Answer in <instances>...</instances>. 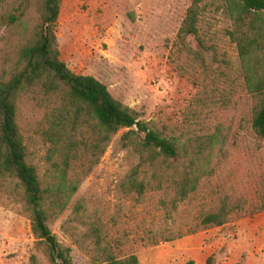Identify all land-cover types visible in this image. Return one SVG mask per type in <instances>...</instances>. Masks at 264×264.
<instances>
[{"label": "rangeland", "instance_id": "374dc122", "mask_svg": "<svg viewBox=\"0 0 264 264\" xmlns=\"http://www.w3.org/2000/svg\"><path fill=\"white\" fill-rule=\"evenodd\" d=\"M192 3L62 0L55 26L60 58L67 66L106 84L115 98L141 114L140 119L153 122L166 135L218 137L213 152L217 178L193 196L194 202L187 205L190 210L181 213L183 216L197 214L194 208L217 182H225L224 189L233 199L238 194L253 198L255 187H260L256 174H264V138L253 132L254 98L245 85L239 52L229 34L232 21L222 0H205L199 4L205 48L194 35H188L182 45L177 32ZM23 9H27L26 25L30 26L37 20V0H0V61L23 32L22 26L8 21V14ZM124 131L113 137L66 210L50 225L57 245L71 249L73 264H91L61 228L80 198L90 206L94 199L110 205L113 214L120 210L112 234L125 243L123 253H135L141 264H206L210 256L213 264H264V211L150 244L153 234L178 226L165 221L162 212L121 201L116 185L129 168L128 149L120 143ZM30 134L34 162L43 172L50 143L41 132L31 130ZM31 222L28 215L0 203V264H29L33 254L43 258ZM146 235L150 237H140Z\"/></svg>", "mask_w": 264, "mask_h": 264}, {"label": "trees", "instance_id": "16d2710c", "mask_svg": "<svg viewBox=\"0 0 264 264\" xmlns=\"http://www.w3.org/2000/svg\"><path fill=\"white\" fill-rule=\"evenodd\" d=\"M37 1V20L30 26L27 9L8 14V21L22 26L23 32L0 61V203L31 218L43 258L33 254L29 264H73L69 247L58 244L55 254L46 241L52 234L50 225L122 129L120 143L128 149L129 168L116 185L121 201L162 212L165 221L178 226L153 234L150 244L264 211V174L259 172L255 181L260 187H255L253 198L238 194L233 199L225 182H217L194 208L197 214L181 215L190 210L187 205L206 182L217 178L213 152L218 137L166 135L153 122L140 119L137 110L115 98L99 79L73 72L60 58L55 32L62 0ZM203 1L193 0L188 8L177 32L180 44L194 35L205 48L199 30ZM222 1L232 21L229 34L239 52L245 85L254 98L253 132L264 138V0ZM31 130L41 132L50 143L43 172L28 144ZM110 209L95 199L90 206L80 198L61 228L91 264H141L135 253L124 254L125 243L113 236L111 228L120 210L113 214ZM206 264H213L212 256Z\"/></svg>", "mask_w": 264, "mask_h": 264}, {"label": "water", "instance_id": "95a60500", "mask_svg": "<svg viewBox=\"0 0 264 264\" xmlns=\"http://www.w3.org/2000/svg\"><path fill=\"white\" fill-rule=\"evenodd\" d=\"M46 241L52 246L54 253L57 254L58 245L55 236L53 234H50L49 236L46 237Z\"/></svg>", "mask_w": 264, "mask_h": 264}]
</instances>
